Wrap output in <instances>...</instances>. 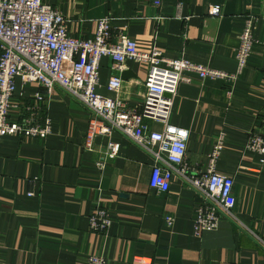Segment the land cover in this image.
<instances>
[{
  "label": "crops",
  "instance_id": "crops-1",
  "mask_svg": "<svg viewBox=\"0 0 264 264\" xmlns=\"http://www.w3.org/2000/svg\"><path fill=\"white\" fill-rule=\"evenodd\" d=\"M44 1L66 16L73 36L93 37L97 20L109 17L140 49L155 43L167 57L230 73L238 71L240 36L254 18L253 49L235 83L186 72L191 80L180 83L170 116L189 130L187 162L196 172L208 168L223 134L216 171L234 179L235 218L223 215L218 228L196 235L201 196L178 177L166 191L151 187V157L118 131L112 139L120 142L119 153L99 169L95 162L107 138L86 149L89 110L54 86L41 103L52 120L48 138H0V264H87L90 255L104 256L107 264H264V162L245 149L251 134H264V0ZM214 5L219 15L211 14ZM113 64L101 59L97 91L139 106L146 66L126 60L120 75H129L116 92L108 88L117 73ZM16 84L20 100L43 91L20 78ZM98 206L111 218L105 231L89 228Z\"/></svg>",
  "mask_w": 264,
  "mask_h": 264
},
{
  "label": "built area",
  "instance_id": "built-area-1",
  "mask_svg": "<svg viewBox=\"0 0 264 264\" xmlns=\"http://www.w3.org/2000/svg\"><path fill=\"white\" fill-rule=\"evenodd\" d=\"M211 14L219 15L220 6H212ZM253 25L254 18L250 16L236 51L238 71L230 73L184 57H167L155 43L140 49L124 30H114L109 17L97 20L93 37L80 38L68 32L61 10L44 0H0V138H48L52 134V120L43 116L41 103L54 86H60L90 112L84 147L94 150L97 137L107 138L105 149L95 162L99 169L118 155L121 145L112 135L114 131L120 132L151 157V187L166 191L174 177H178L201 196L203 202L194 216L195 234L216 229L223 215L235 218L234 179L216 171L224 136L217 137L208 168L196 172L187 162L189 130L171 123L170 116L180 83L191 80L186 72L235 83L253 49ZM104 56L114 61L112 68L117 73L110 77L108 88L116 92L123 83L120 72L126 60L146 66V94L139 106L97 91ZM17 78L23 83H36L43 91L36 92L32 99L20 100L16 96ZM245 149L259 153L264 162V134H251ZM167 221L172 223V217H167ZM110 225L108 211L101 206L89 216L90 229L105 231ZM87 264H107V260L101 255H90Z\"/></svg>",
  "mask_w": 264,
  "mask_h": 264
},
{
  "label": "water",
  "instance_id": "water-1",
  "mask_svg": "<svg viewBox=\"0 0 264 264\" xmlns=\"http://www.w3.org/2000/svg\"><path fill=\"white\" fill-rule=\"evenodd\" d=\"M128 75H129V72L125 70V71L122 73V78L125 79ZM165 95H166V96H169L168 93H166Z\"/></svg>",
  "mask_w": 264,
  "mask_h": 264
}]
</instances>
